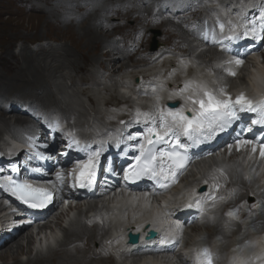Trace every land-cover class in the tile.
Returning a JSON list of instances; mask_svg holds the SVG:
<instances>
[{
	"label": "bare ground",
	"instance_id": "bare-ground-1",
	"mask_svg": "<svg viewBox=\"0 0 264 264\" xmlns=\"http://www.w3.org/2000/svg\"><path fill=\"white\" fill-rule=\"evenodd\" d=\"M37 1H40L44 4L43 8L46 14V17L43 16L44 18H41L39 22L33 24L30 23L24 24V22L15 23L13 22L12 18L11 19L8 18L6 20H0V96H1L0 98H6L4 101V102L7 101L6 105L11 104L8 110L4 111L5 113L0 111V124L7 130L6 134L3 136L2 142L0 143V145L2 144L0 146L1 149L4 145L3 141L9 139V136L7 134L8 132L10 133L12 130H15V128H18L19 126L22 127L23 125H26V123L30 122L27 121L29 119H27L24 116H21L23 115L21 114L22 111L18 110L15 107L17 106L18 103L15 104L16 103L14 101L15 98H12L14 97V95H19L22 96L23 98H26L28 104L37 103V105L43 108V111L44 110L48 111L52 108L54 109L57 108V111L59 112L61 111V113L64 114L65 117L69 118L71 116L68 114L69 112L66 109V107L57 98L56 92L55 91L53 92V89L51 88L52 80L50 79V77L51 76L55 77V74L58 72V70L63 66H65L64 62L67 64V66H71V68L75 72H79L83 68L81 64L85 63L86 61L91 63L103 61L104 62L103 64L105 65V73L108 74L109 77H115L121 74L123 71L127 70L128 64L122 61L125 59L127 60L130 57V54H132L137 58L141 56L143 57L145 55L142 51L138 52L136 55L134 54L137 51L136 48L137 44L135 42L136 40L133 41L130 39H137L136 35L134 36L133 34L131 36L124 37V39L122 40L124 44H121L118 41H116L113 37L107 34V32L111 29H114L115 26H112L111 24H109V26H105L103 24L104 21L102 22V20L106 19L108 22L109 21L111 22V20H109L107 16H105L104 19L103 18L104 15H102L103 14L102 12L106 7H114L117 4V2L110 3L107 0H65V2L63 1L62 3L63 5L62 8V6L59 7L53 5L51 3L53 0H37ZM74 1L76 2L83 1L84 3L81 2L79 4L81 7L77 4L80 8L75 9L72 8L75 6L74 5L75 3H73ZM94 1L98 3L95 4L96 6H94L93 3ZM116 1H120L121 5L128 4V7L126 9V12L122 11L123 12L122 13L120 11L119 13L116 11L115 15L127 19L132 15H136L137 16L136 21L138 22L139 20L140 21L145 20V18H150V19L153 18V20L155 21L158 20L160 23H162L163 31L166 34H170L173 39L176 38L181 41V43L180 42L175 43L176 47L183 44L186 45L185 47L187 50L184 51L183 54H188L187 55L188 57L191 54V56L193 57L192 54L194 52V49H196L195 47H197V45L193 44V42L195 41L193 37H192L193 40L191 41L188 38V36L191 37L193 35L190 34L188 31L183 30V25L179 20L173 18L174 16H171L169 14H163L160 11V9L153 10L154 8H157L158 5L159 7L161 6L167 7L168 5H170V3H173L174 0H153L152 3L147 0L145 2L144 0H116ZM146 2L147 4L150 3L153 8L149 6L150 9L146 10V8L141 6V5H145ZM217 2L220 6L222 5L226 6L228 3L234 2V0H218ZM70 5H74V6H70ZM91 5L93 7L90 8L89 6ZM199 10L200 8L195 6L193 13H197ZM88 11L90 12V14L87 15V17L85 18L86 19L85 22L81 26H77L75 24L74 19L73 20L69 19L70 15L76 13L79 15L81 13L86 15ZM109 12L110 11H108L107 14H109ZM16 16L20 18V16L18 15ZM9 17H12V15ZM60 22H62L61 25H59ZM147 27H152V26H146V28ZM97 28H99V31H97ZM21 30H26L28 34L30 31H34V33L38 35L41 34L42 31H45V34L47 36H54V35L56 37L60 36L61 39H63L65 42V48H60L61 54L59 55H55L56 53L55 50L54 52L53 49L50 50L48 49V51H42L44 53H41V57H38L36 55L29 54L27 52V47L25 45H22L19 50L20 54L17 56H12L9 53V51L13 46L14 40L20 39L23 40L24 42H28L29 40L26 35L20 34ZM53 31L54 34L51 33ZM57 40L58 39H56V41ZM103 46L106 47L107 49V51H104L105 54H101L99 52L100 48ZM132 47L135 49H133V51H131L130 53V48ZM176 47L174 48V51H176L177 49ZM165 48L168 49L169 46L166 45ZM7 57L8 58L10 57L12 59V62L6 65L5 60ZM196 57L195 59H198L199 62L202 59V57H208V64L211 65L215 62L220 61L221 54L214 49H208L206 51H201ZM56 59L61 60L60 62L63 61V63L57 65L56 67L47 64L48 61L49 63L56 62ZM19 60L21 61V63L19 62ZM262 63H264V57L262 58ZM210 65H207L206 68H210L209 67ZM248 72H249L248 81H246L245 83V79L242 78L241 79L242 82L240 84L246 86V91H240V92H244L246 96L254 94L255 96L259 95V98L263 97L264 69H258L253 72L251 70H248ZM229 82L230 79H227V83ZM124 93L128 96L131 95L126 92V89L124 90ZM237 94L239 93L237 92ZM9 100H13V101H11V103H8ZM91 102L93 104L96 103L92 99ZM134 105L137 106L138 104L134 103ZM62 106H64V109L62 108ZM8 113L15 115V119L12 124L8 119H6V115H8ZM19 114L20 116H16ZM124 117L117 116V118L120 120L123 119ZM14 146L15 148H20L19 144H14ZM10 149L11 148H9V150ZM230 154H231L230 156L231 160H229L227 164H223L224 166H219L218 163L217 164L213 163L212 171H215L217 169L216 167L223 170L224 173H227L230 176L232 181L231 185H233V188L238 190L236 194L232 195L229 204L232 203L235 199L239 198L241 195H243V193H248V196H246V198L249 197L251 194H255L256 197L261 201L260 208L262 209V212L260 211L261 213L255 216L254 215L255 212H253L252 210L253 215L250 213L251 214L250 219L252 222H256L259 220H263L264 222V185L263 186L260 185L261 180L257 181L255 179H251L249 174L242 169L244 167L243 164L244 162L241 163L243 165L240 164L242 168L234 164V162L238 161V157L240 154L236 153V151H232ZM0 156L2 155L0 154ZM255 156H257V154H255ZM247 165L250 167V169H252L255 166V161L252 163L248 162ZM214 167L216 169H214ZM258 167H259V163L257 164L256 168ZM262 175H263L262 181H264V174ZM222 180L225 183V179L222 178ZM227 186H229V183H227ZM226 189L230 190L229 187H227ZM110 193L112 192L107 193L109 194V196L107 198H104L105 196H103V192L102 191L99 192V197H98L99 201H101V197L104 198V200L102 199L100 205H97L96 203L92 204L91 203L92 201H87V202L85 201L86 202L85 203L86 206H84L85 209L80 208L78 212V217L74 219V221L70 224V226L67 229H63V239L60 242H57L55 249H48L45 254L37 253L33 257H31L29 249H30V245L32 244L33 237L32 234H30V232L22 233L21 230L25 227L15 226L17 224H15L14 222L12 224L3 225L0 229V234H3V236L9 235L8 230L10 228L16 229L17 232L15 235L10 236L9 239H7L5 242H2L0 244V261H2L1 264H114L113 260L115 259V257H119V256L121 257V259L125 258L124 259L125 261H130L131 264H174L173 260H176V258L184 254V253L181 254L182 250L186 251L188 248H191V246L187 248V244L186 245L183 244L180 248H178L177 245L178 242H177L175 247H170V249L168 248V250H171V253L170 251H166L164 254H160L155 257L150 253L143 257L130 255L129 258H126L120 255L119 250L116 251V253L114 254L115 257H113L107 248L110 247V244L115 243L116 249H119L121 244L120 239L123 238L124 242L120 249L124 250V252H127L128 248L125 247L124 243L126 242V236L128 233H133V232L135 233L136 231L141 232L142 226H144L146 223L147 224L151 223V227L154 228L158 220L160 218L163 219L164 209L161 205L164 206L169 201V199L167 198L170 195V190L167 193L154 197L152 201L150 199H146L145 194L134 195L133 193H129V194L120 193L116 196L115 195L112 196V194ZM82 203H84V201H82ZM107 205L110 206L111 210L108 208ZM118 205H127L129 209H126L127 207H125L115 210V208ZM233 205H235V202L230 206L233 208ZM75 206L78 205L76 204ZM247 207L249 206L244 205L242 207H237L238 212L236 216L238 217V219L236 220H241L242 217L244 216L246 217L247 214L245 209H249ZM67 208L68 210H70V207ZM168 208L169 207H166L165 209ZM112 211L113 212L118 211V213L121 212L124 215L126 211H130L132 212L131 219L134 220L140 219V220L135 221L136 222L135 224L134 222L127 223L126 227L115 230L113 229L114 227L113 223L114 224L115 222L117 223V219L112 220L113 223L105 220L102 222L103 223L102 225H99V223H97L96 221L97 218L103 217L104 214L106 215L111 214L113 213ZM49 212L50 215L47 218V220L43 224L39 225L37 229L39 230L52 229V224L54 226H58V225L60 226L59 222H61L63 212L57 213L56 211H52L51 209L49 210ZM159 212H160V216L158 217ZM215 217L216 218L213 219L211 223L209 222L206 223L213 227L212 234L209 236V238H215L217 235H220L225 239L229 238L230 234L222 230V228L220 227L219 221L222 220L223 217L221 212L217 211L215 213ZM2 218L5 217L2 216ZM9 219H11L10 216ZM168 221L169 220L165 219V222L163 224L160 225L157 224L159 225L160 229H162L160 231V237L162 238L164 237L163 231L165 230H169L168 235L172 233L177 235L175 229L169 226ZM0 222H2L1 218H0ZM88 222L89 225H87ZM249 224L250 223H247L245 221L240 222L236 226V232L240 233V231L244 229L246 225ZM109 225H111L112 229L114 230L112 231L111 235L110 234L108 235L109 231L106 232L108 228L109 230H111ZM56 231L58 230L56 229ZM48 236L50 239L54 240L55 233H50ZM177 237L179 238V235H177ZM21 239L23 240V243L24 242L26 243V245H24L22 242L20 243L19 240ZM45 241H46V237L39 236L36 238V243L39 244V246L43 244H45L44 246H46L47 242ZM166 241H167V237L165 236V238L163 239L153 240L152 244L156 242L155 243L156 245L163 246L166 243ZM53 242L56 241L54 240ZM255 251L257 250L254 249V252ZM192 252L193 251H191L190 254L188 253L189 256L187 257L194 256L195 254L194 253L192 254ZM23 255H27L28 258H26L25 260H21L22 258L20 259V257ZM168 256H172V257L169 258ZM250 258L251 257H248L247 260H249ZM162 260L165 261L162 263ZM192 260H196V257H194V259Z\"/></svg>",
	"mask_w": 264,
	"mask_h": 264
},
{
	"label": "rangeland",
	"instance_id": "rangeland-1",
	"mask_svg": "<svg viewBox=\"0 0 264 264\" xmlns=\"http://www.w3.org/2000/svg\"><path fill=\"white\" fill-rule=\"evenodd\" d=\"M63 1L65 2V0H62V1L61 0H58V1L53 0L51 3L55 6H59V7L62 6V8H63V5H62ZM107 1L110 3L117 2V4L114 7H106L102 12L103 13L102 15H104V17H103L104 19H105V16H107L109 18V20H111V22L110 21L108 22L106 19L102 20V22L103 21L105 22V23L103 22V24L105 26H109V24H111L112 26H115V28L109 30L107 32V34L110 35L111 37H113L116 41H118L121 44H124L122 41L124 39V37H126V36L128 37V36H131L133 34H134V36L136 35L137 39H130L133 41L136 40L135 42L137 44V47H136L137 51L134 54L136 55L138 52L142 51L145 55L143 57L141 56V57L137 58V57L133 56L132 54H130V57L127 60L125 59L122 61V62H125L128 64L127 70L123 71L121 74H119L118 76H115V77H109L108 74L105 73V65L103 64L104 63L103 61H98L95 63H91V62L86 61L85 63L81 64L83 66V68L79 72H75L71 68V66H67V64L64 62L65 66L60 68L58 70V72L55 74V77L51 76L50 79L52 80L51 81V88L53 89V92L54 91L56 92L57 98L66 107V109L69 112L68 114L71 115L69 118L65 117L64 114L61 113V111L60 112L57 111V108H55V109L52 108L48 111L47 110L43 111V108H41L39 105H37V103L28 104V101L26 98H23L22 96H19V95H14V97H12V98H15V100H14L16 102L15 104L18 103L17 106H15L18 110H22V111L27 110L28 112L30 111L32 115H35L37 111L38 112H47L48 114L55 113V114L59 115L60 117H62L64 120L66 119L67 123L72 121L74 123V126H76L79 131L84 132L86 130L88 132L89 126L92 123L93 124H97V123L106 124V123L112 121L117 116H122V117L126 116V114L128 113V110L132 107V105L135 107H137V106L142 107L141 104L142 105H144V104L154 105V104H156L155 99H157V97H159V99L169 98L167 95H165L163 90H160V92H159V89H158L157 94L155 96L151 97L150 95H152V94H150L147 98H138V96L136 95V98H135V96H132L133 95V92L131 90L132 86L126 87V85L128 83H130V81L133 80L134 78L145 76V77H148L150 80L151 79L161 80V78L166 77V75H167L166 73L169 72L168 70L173 68V70H174L173 75L170 79L167 80V82L170 85L171 84H178V83L184 82L186 80H194L196 82L204 83L206 85L209 84L210 86L223 84L224 87H230L231 89L236 90V93L237 92L240 93V91H246V86L240 85V84L242 82V80H241L242 78L245 79V83H246V81H248V79H249L248 78L249 77L248 70H251L253 72V71H256L258 69H264V63H262V58L264 57V51H263V53H261L260 55H254L252 57V59H250L249 61H247V60L244 61V63L241 66L236 68L235 77L230 78V77L226 76L225 74H223V72L221 70L217 69V65H215L214 63L211 65L208 64V57H202L200 62L198 59H195V57L198 55L196 53L197 49H194V52L192 54L193 57L191 56V54L189 55L190 58L187 56L188 54H183V52L187 50L185 47L186 45L183 44V45L176 47L175 43H177V42L181 43V41L176 39V38L173 39L170 34H166L163 31L162 23H160L158 20L155 21V20H153V18H151V19L145 18V20H142V21L139 20V22H138V21H136V18H137L136 15H132L128 19L118 17L117 15H115L116 11L119 13H120V11L126 12L128 4L121 5L120 1H116V0H107ZM145 1L146 0H144V2ZM147 1L152 3L153 0H151V1L147 0ZM175 1L176 0H174V2ZM177 1L181 2V4H183V5H188V3H189V0H177ZM195 1H197V0H195ZM217 1L218 0H204L205 5L207 7H216L215 12H216L217 16H220V14L223 16L225 8L226 9L231 8L233 5H237L240 8H243L247 5L246 2L249 3V1H252V0H234V2L228 3L226 6H223V5L220 6ZM81 2L84 3L83 1H77V2L74 1L73 3H75L74 4L75 6L74 5H70V6H74L72 8H75V9L80 8L81 6L79 4ZM93 3H94V6H96L95 4H98L95 1ZM141 6L146 8V10H149L150 7H152V5L150 3L147 4V2L145 5H141ZM43 7H44V4L40 1H37V0H0V20H6L8 18L9 19L12 18L13 22H15V23L16 22H19V23L24 22V24H27V23L33 24V23L39 22V20L41 18L46 17L45 10ZM89 7L91 8L93 6L91 5ZM198 7L201 9L200 6H198ZM155 9H160L159 5L157 8H154L153 10H155ZM164 9H165V7H164ZM210 9L214 11V9H212V8H210ZM89 11H88V13H86V15H84L83 13H81L80 15L77 13L70 15L69 19L70 20L74 19L75 24L77 26H81L85 22V20H86L85 18L87 17V15L90 14ZM108 11H110L109 14H107ZM160 11H162V9H160ZM183 11H186V10L183 9ZM162 13H163V11H162ZM10 14L12 15V17H9V16H11ZM163 14H165V13H163ZM16 15L20 16V18L17 17ZM37 15H39L40 17ZM203 15L206 16L204 10L201 9L199 12H197L195 14H190V15L185 14L183 16L176 15L173 18H176L177 20H179L181 22V24L183 25V30H185V31L189 30L190 31V28H193L196 26V21H193V20L200 19L201 16H203ZM137 23H139V24H137ZM158 23H160V24H158ZM61 24H62V22L59 23V25H61ZM146 26H152V27L146 28ZM97 31H99V28H97ZM139 32H140V34H139ZM51 33L54 34V31ZM20 34L26 35L29 40H28V42H24L23 40H20V39L14 40L13 46L11 47V49L9 51V53L12 56H17L20 54L19 50H20V47L22 45H25L27 47V52L29 54H33V55H36L38 57H41V53H44L42 51H48V49L49 50L53 49V51L55 50L56 51L55 55H59V54H61L60 48H65V42L63 39H61L60 36H58V37H56L55 35L54 36H47L45 34V31H42L41 34L37 35L34 33V31H30L28 34L26 32V30H21ZM32 37H33V39H32ZM188 38L190 41L193 40V38L190 36H188ZM56 39H58V40L56 41ZM193 44H195V43L193 42ZM158 45L160 46L159 49H166L165 46L167 45V46H169L168 51H171V53H173V54L178 53L180 55H184L183 57L185 59V62H183V64L185 67L182 66L179 61H177L178 59L176 58V56H167L159 64H151L150 61L152 60V57H153L152 54H154V52H150L149 49L151 46L158 48ZM195 45H197V44H195ZM66 47H67V44H66ZM133 47H135V46H133ZM133 47L130 48V53H131V51H133V49H135ZM175 47L177 48L176 51H174ZM198 49H200V48H198ZM104 51H107V49H106V47L103 46L100 48L99 52L101 54H105ZM60 61L61 60L56 59V62L49 63V61H48L47 64L48 65L50 64L51 66L56 67L57 65L63 63V61L62 62H60ZM5 62H6V65L10 64L12 62V59L10 57L9 58L7 57ZM19 62L21 63L20 60H19ZM219 62L220 61L217 62L218 65H219ZM207 65H210L209 66L210 68H206ZM130 66H131V68H130ZM227 79H230L229 83H227ZM82 80H83V82H82ZM119 87H123L124 90L126 89V92L131 94L130 96H132V98L129 99L128 97H126L124 95H120L118 93ZM160 95H162V96H160ZM5 99L6 98H0V111L3 113H5L4 111L8 110V108L11 105V104L6 105L7 101L4 102ZM91 99L94 100L96 103L93 104L91 102ZM131 100L133 102H131ZM11 101H13V100H9L8 103H11ZM134 103H137L138 105L136 106V105H134ZM21 105H24V106H21ZM29 106L31 109L29 108ZM64 106H62L63 109H64ZM21 114H23V113L21 112ZM69 115H67V116H69ZM16 116H20V114L16 115ZM21 116H24L27 119L29 117V115L27 113L23 114ZM6 119H8L12 124L14 122L15 115L8 113V115H6ZM15 129L17 130L18 128H15ZM2 132H4V134H6L7 130L3 126H1V124H0V135ZM235 150L236 149H235V144H234L232 151H235ZM2 153H4V152H2V149L0 147V154H2ZM238 154H240L238 157V161L234 162V164L240 166L241 168H242L241 165L244 164V167L242 169L249 174L251 179H255L257 181L261 180L260 185L263 186L264 181H262V177H263L262 174H264V160H262L259 157V155L255 156V154H251L250 150L241 149L238 152ZM245 155H246V157H245ZM230 156H231V154L229 153V149L227 152L221 151L218 154L214 155V158L211 157V158L207 159L205 162H203L202 164L192 168V170L184 177V179L181 181V183L180 184L178 183L177 186L173 187V189L170 191L171 196L169 195V197L167 199H169V200L173 199L174 200L173 202L178 201V199H176V198H180L181 200L184 199L185 195H187L188 191H190L192 189L195 190V189H197V187L200 186L199 184H202L201 182L198 181L201 179H206L207 183H210L211 185L215 184L216 183V177L218 175L217 171L219 168L216 167L217 168L216 169L214 167V169H216V170L212 171V164L218 163L219 166H224L223 164H227L229 162V160H231ZM254 161H255V166L252 169H250V167L247 164H248V162L252 163ZM242 162H244V163L241 164ZM258 163H259V167L256 168ZM249 169H250V171H249ZM208 171H209V173H212V174L210 175L208 173ZM224 179H225V185L226 186H227V183H229L228 187L230 188V190L228 192V195L236 194L238 190L233 188V185H231L232 181H231L230 176L227 173H225ZM196 180L198 181L197 184L194 183V181H196ZM225 192L226 191H223L222 195L227 197V194L225 195ZM108 196L109 195H106V197H104V198H107ZM246 196H248V193H243V195H241L239 198L235 199L232 203H230V205H232L235 202V205H233L232 209L236 211V214L238 212L237 207H242L244 205L249 206V207H247L249 209H245L246 214H247L246 217L245 216L242 217L241 220L222 217V220L219 221L220 227L222 228V230H224L225 232L230 234V237L227 239L223 238L220 235H217L215 238H209V236L212 234L213 227L206 224V223L207 222L211 223L213 221V219L216 218L215 213L217 211H215L208 218H206L203 221V223H201L199 225L191 226V227H188V228H185L182 230H177L175 228L174 224H170L169 226L171 228L175 229V232L177 233V235H179L178 244H177L178 248H180L183 244H185V245L187 244V248L189 246H191V248H188L186 251L182 250L181 254L184 253L187 256H189L191 251H193L192 254L193 253L197 254V251H199L202 247L211 246L219 254L224 255V254L230 252L231 250H234V249L240 250V249L244 248L246 240L249 237H255L262 244H264V222H263V220L252 222L250 219V215L251 214L253 215V212H255V214H254L255 216L259 215L262 212V209L260 208L261 207L260 206L261 201L256 197L255 194H251L247 198H246ZM255 201H256V203H255ZM101 202H102V199H101V201H92L91 203L92 204L96 203V204L100 205ZM254 205H256V207H253ZM84 206H86L85 202L78 205V208L79 207L84 208ZM225 209H227V206L224 208V210ZM259 209H261V210H259ZM252 210H253V212H252ZM55 211L58 213V209H55ZM70 211H71V214L74 215L76 208L75 209L73 208V210H70ZM221 214L224 215L222 212H221ZM125 215L122 214L121 212L118 213V211H116V212H113V213L108 214V215L104 214L103 217H99L96 221H97V223H99V225H102L103 224L102 222L104 220L112 222V220L117 219V223L115 222V224H114L112 222L114 225L113 229L115 230V229L126 227L127 223L134 222V224H135L136 223L135 221L140 220V219H135V220L131 219L132 212H130V211H126ZM160 219L158 220V222L156 224L160 225V224H163L165 222L164 218L163 219L160 218ZM243 220L247 223H250V224L246 225L244 227V229H242L240 231V233L236 232V226L240 222H244ZM66 222L67 221L64 220V222H62L60 226L59 225L54 226L52 224V228L53 227H55V228L60 227V229H61L62 226H64L66 224ZM168 224H169V221H168ZM87 225H89V222ZM145 225H148V224L146 223ZM109 227L111 230H109V228H108V230H106V232L109 231L108 235L109 234L111 235L112 231H114V230L112 229L111 225H109ZM33 230L34 229L31 227H28V228L25 227L21 231H22V233H25V232L29 233L30 232V234H31ZM120 240H121V244H120L119 249H116L115 243L110 244V247H107V248L110 251V253L113 252V254H115L116 251L119 250L120 255L126 257V254H125L126 252H124V250L120 249L123 242H124V239L122 238ZM19 241H20V243L21 242L23 243L22 239ZM155 243L156 242H154V244ZM23 244L26 245L25 242ZM193 244H195V245H193ZM246 248H249V247H246ZM189 249H191V250H189ZM192 249H194V250H192ZM31 257H33V255H31ZM168 257L171 258L172 256H168ZM26 258H28L27 255H23L20 257L21 260H25ZM124 259L125 258L121 259L120 256L115 257V259L113 260V263L114 264H131L130 261H125ZM190 260H192V259H190ZM164 261L165 260H162V263ZM1 263H2V261H0V264Z\"/></svg>",
	"mask_w": 264,
	"mask_h": 264
},
{
	"label": "snow or ice",
	"instance_id": "snow-or-ice-1",
	"mask_svg": "<svg viewBox=\"0 0 264 264\" xmlns=\"http://www.w3.org/2000/svg\"><path fill=\"white\" fill-rule=\"evenodd\" d=\"M219 27L223 33L224 24H220ZM240 27L244 28L242 34H238L236 25H232L230 29L232 34L226 36L225 39L233 42L248 40L260 43L264 41V8L259 9L258 15L246 20ZM245 47H251V44L245 45ZM243 63L244 61L240 58L228 61V64H234L237 67ZM226 71L229 76L236 75V72L230 68ZM173 97L182 98L184 104L180 107L175 105L160 106L159 97H157L154 111L141 112L138 110L135 120L130 122L137 125L142 124L144 130L127 135L129 141H139L136 145L139 155L134 156V163L125 169L124 179L126 181L135 183L148 179L160 188H168L176 182L189 163V148L198 147L202 143L211 141L229 129L237 131L233 127L237 122H241V127L235 138L236 151L245 149L250 150L251 154L258 152L259 157L264 160V98L253 101L244 92L233 97L223 86L213 89L194 80L185 81L182 87L169 95V99ZM249 120L251 121L250 125H248ZM121 124H124V121H121ZM254 126H259L262 135L256 136L254 139L241 136V133L253 132ZM53 130L55 131V129ZM182 137L188 143H185L181 139ZM74 145L78 151H84L87 158L67 173L71 181L70 185L67 184L63 173H56L55 181L48 182L56 191L66 185L72 188H91L96 182L97 167L103 148L90 151L88 146H85L82 149L80 142L76 140L71 141L68 147L72 148ZM42 147L48 148L49 145L45 143ZM228 148L231 153L233 145L229 144ZM33 156L36 160L52 159L51 156H45L42 152H35ZM33 156H29V160ZM30 170L39 173L42 169L37 167ZM11 171L18 173L19 169L14 165ZM0 188L29 209L42 210L54 200V193L49 188L35 186L27 180L16 179L12 176H5L4 183L0 184ZM212 188L213 190L218 189L219 184H214ZM145 195L147 196V193ZM203 199L215 201L217 197L210 191L205 193ZM185 207H195L201 213L205 211L199 200L194 203L190 202ZM227 215L238 219L234 211H229ZM175 228L182 230L180 224H176ZM254 261L264 264V255L256 256L254 260L234 257L231 264H254ZM196 264H214L208 248L205 247L197 252Z\"/></svg>",
	"mask_w": 264,
	"mask_h": 264
},
{
	"label": "water",
	"instance_id": "water-1",
	"mask_svg": "<svg viewBox=\"0 0 264 264\" xmlns=\"http://www.w3.org/2000/svg\"><path fill=\"white\" fill-rule=\"evenodd\" d=\"M168 106H171V105H177V102H174V103H168L167 104ZM156 236V233L153 232V231H150L148 236L146 237V239H153L155 238ZM128 241L130 244H136L138 242V235L137 234H132V233H129L128 234Z\"/></svg>",
	"mask_w": 264,
	"mask_h": 264
}]
</instances>
